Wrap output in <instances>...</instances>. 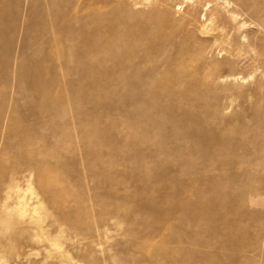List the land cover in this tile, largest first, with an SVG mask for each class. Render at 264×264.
Masks as SVG:
<instances>
[{
  "label": "rangeland",
  "instance_id": "374dc122",
  "mask_svg": "<svg viewBox=\"0 0 264 264\" xmlns=\"http://www.w3.org/2000/svg\"><path fill=\"white\" fill-rule=\"evenodd\" d=\"M222 1L0 0V264H264V0Z\"/></svg>",
  "mask_w": 264,
  "mask_h": 264
},
{
  "label": "bare ground",
  "instance_id": "6f19581e",
  "mask_svg": "<svg viewBox=\"0 0 264 264\" xmlns=\"http://www.w3.org/2000/svg\"><path fill=\"white\" fill-rule=\"evenodd\" d=\"M222 2H224V3H226V7L227 8H231V2L229 1V0H223ZM234 9V8H233ZM256 53H257V51H256ZM221 78V77H220ZM188 99V98H187ZM187 102V101H186ZM202 109V105H200V106H194V108L192 107V106H184V108L183 109H181L180 108V113H179V115H177V114H175L174 112V115H175V117H174V124H177L178 123V121H179V119H181L182 117L185 119V120H188L189 122V124L191 123V121H193V119H194V117H195V115L196 114H198L199 112H200V110ZM172 110H174V107H172ZM179 124H177V126H178ZM175 126V125H174ZM179 128V127H178ZM193 134H199V133H193ZM191 138L193 137V136H190ZM223 138V137H222ZM21 199H22V196L20 195V196H18V204L16 205V209H17V211H18V213L20 212V213H23V214H25V209H26V204L25 203H23L22 201H21ZM10 210L9 209H7L6 210V213L8 214V216L10 215ZM5 214V213H4Z\"/></svg>",
  "mask_w": 264,
  "mask_h": 264
}]
</instances>
